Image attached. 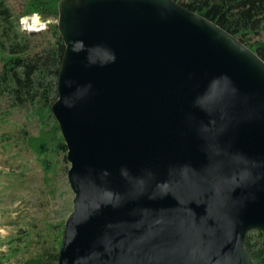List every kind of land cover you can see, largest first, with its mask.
<instances>
[{
    "label": "water",
    "instance_id": "95a60500",
    "mask_svg": "<svg viewBox=\"0 0 264 264\" xmlns=\"http://www.w3.org/2000/svg\"><path fill=\"white\" fill-rule=\"evenodd\" d=\"M57 264H258L264 61L174 0H59Z\"/></svg>",
    "mask_w": 264,
    "mask_h": 264
},
{
    "label": "rangeland",
    "instance_id": "374dc122",
    "mask_svg": "<svg viewBox=\"0 0 264 264\" xmlns=\"http://www.w3.org/2000/svg\"><path fill=\"white\" fill-rule=\"evenodd\" d=\"M58 1L0 0L11 23L8 37L0 24V45L4 44L5 51L18 45L26 59L42 57L44 51L47 54L57 30ZM177 1L187 4L192 0ZM243 39L264 53V22ZM4 54L0 48V73L8 57ZM45 85L51 101L56 80L51 84L48 78ZM40 86L36 85L37 92H20V102L14 99L12 87H0V264L44 262L58 255L64 223L72 211L70 165L57 122L49 107L39 103ZM250 235L256 241L258 231Z\"/></svg>",
    "mask_w": 264,
    "mask_h": 264
},
{
    "label": "trees",
    "instance_id": "16d2710c",
    "mask_svg": "<svg viewBox=\"0 0 264 264\" xmlns=\"http://www.w3.org/2000/svg\"><path fill=\"white\" fill-rule=\"evenodd\" d=\"M186 9L193 11L206 19L214 22L219 27L236 37L240 42L254 51L263 61L264 53L260 49L253 50L243 39L246 35L257 32L264 22V0H192L183 4L174 0ZM0 24L4 28V35L7 36L9 29L10 16L7 10L0 4ZM54 30V29H53ZM8 37V36H7ZM54 42L47 54L44 51L42 57L26 59V52L18 45H10L9 51H5L4 44L0 48L8 57L3 59V70L0 73V87H12L14 99L20 102V92H37L41 85L39 103L43 102L44 106L50 107L57 98L56 89L52 90L51 101L48 99L50 90L45 82L50 78L51 84L57 81V74L60 68L64 45L55 29L52 36ZM4 54V55H5ZM49 54L55 58L47 59ZM41 63L38 64V60ZM8 65V66H7ZM20 69L21 73H17ZM38 71V72H37ZM37 73V76L34 74ZM35 94V93H34ZM63 148L65 146L63 144ZM251 232L246 236L245 245L249 249L253 259L258 264H264V236L258 232L257 240H253ZM57 254L51 255L50 259L44 262L30 261L28 264H57Z\"/></svg>",
    "mask_w": 264,
    "mask_h": 264
}]
</instances>
